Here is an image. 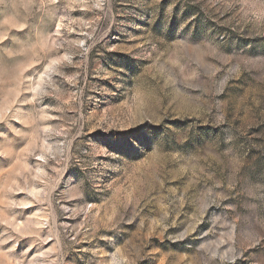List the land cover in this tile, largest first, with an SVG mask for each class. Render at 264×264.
I'll use <instances>...</instances> for the list:
<instances>
[{"label": "rangeland", "instance_id": "374dc122", "mask_svg": "<svg viewBox=\"0 0 264 264\" xmlns=\"http://www.w3.org/2000/svg\"><path fill=\"white\" fill-rule=\"evenodd\" d=\"M0 264H264V0H0Z\"/></svg>", "mask_w": 264, "mask_h": 264}, {"label": "snow or ice", "instance_id": "6c2138e0", "mask_svg": "<svg viewBox=\"0 0 264 264\" xmlns=\"http://www.w3.org/2000/svg\"><path fill=\"white\" fill-rule=\"evenodd\" d=\"M139 129H133V130H122L123 135L125 136V140L123 141V145L126 149L130 151H137V145L139 144V141L137 140L136 134L139 132Z\"/></svg>", "mask_w": 264, "mask_h": 264}]
</instances>
